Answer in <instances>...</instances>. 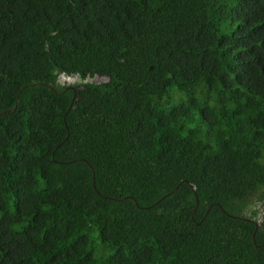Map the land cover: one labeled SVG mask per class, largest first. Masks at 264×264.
<instances>
[{"label":"trees","instance_id":"1","mask_svg":"<svg viewBox=\"0 0 264 264\" xmlns=\"http://www.w3.org/2000/svg\"><path fill=\"white\" fill-rule=\"evenodd\" d=\"M0 264H264V0H0Z\"/></svg>","mask_w":264,"mask_h":264},{"label":"rangeland","instance_id":"2","mask_svg":"<svg viewBox=\"0 0 264 264\" xmlns=\"http://www.w3.org/2000/svg\"><path fill=\"white\" fill-rule=\"evenodd\" d=\"M92 82H95V83H98V82H105L106 79H101V78H97V79H94V80H91ZM59 82L62 84V85H80L79 82H78V79L77 78H74V79H67L66 76H61L59 77ZM243 207V206H242Z\"/></svg>","mask_w":264,"mask_h":264},{"label":"water","instance_id":"3","mask_svg":"<svg viewBox=\"0 0 264 264\" xmlns=\"http://www.w3.org/2000/svg\"><path fill=\"white\" fill-rule=\"evenodd\" d=\"M68 78H69V79H74L73 76H69ZM99 83H100V82H98V84H99ZM68 86H69V85H68ZM69 88H72V85H70ZM74 98H75V97H74Z\"/></svg>","mask_w":264,"mask_h":264},{"label":"built area","instance_id":"4","mask_svg":"<svg viewBox=\"0 0 264 264\" xmlns=\"http://www.w3.org/2000/svg\"><path fill=\"white\" fill-rule=\"evenodd\" d=\"M62 76H65V75H62ZM60 77H61V76H60ZM66 77H67V79H69V78H68L69 76H66ZM73 78H77V77L73 76Z\"/></svg>","mask_w":264,"mask_h":264}]
</instances>
